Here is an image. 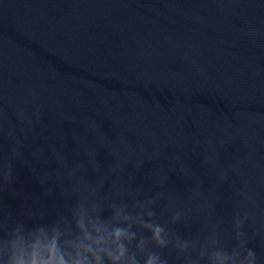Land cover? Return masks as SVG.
<instances>
[{
	"label": "water",
	"instance_id": "95a60500",
	"mask_svg": "<svg viewBox=\"0 0 264 264\" xmlns=\"http://www.w3.org/2000/svg\"><path fill=\"white\" fill-rule=\"evenodd\" d=\"M117 211L264 264V0H0V215Z\"/></svg>",
	"mask_w": 264,
	"mask_h": 264
},
{
	"label": "clouds",
	"instance_id": "9594fccd",
	"mask_svg": "<svg viewBox=\"0 0 264 264\" xmlns=\"http://www.w3.org/2000/svg\"><path fill=\"white\" fill-rule=\"evenodd\" d=\"M137 224L150 235H138L133 217L120 211L107 219L75 213L63 231L56 224L28 228L10 215H0V264H141L142 257L143 264H169L170 243L181 264H257L242 231L236 232V245L226 250L215 234L198 247L195 240L170 241L160 224L143 218ZM242 227L243 221L237 220L235 228Z\"/></svg>",
	"mask_w": 264,
	"mask_h": 264
}]
</instances>
